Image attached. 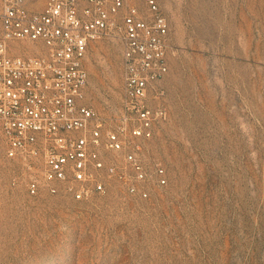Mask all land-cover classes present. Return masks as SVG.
I'll list each match as a JSON object with an SVG mask.
<instances>
[{"label":"rangeland","instance_id":"374dc122","mask_svg":"<svg viewBox=\"0 0 264 264\" xmlns=\"http://www.w3.org/2000/svg\"><path fill=\"white\" fill-rule=\"evenodd\" d=\"M157 2L171 48L168 119L139 153L149 197L106 171L105 190L88 200L64 189L32 196L41 170L6 156L0 127V264H264V0ZM86 68L87 104L114 128L119 42H94ZM100 150L107 165H126L123 152Z\"/></svg>","mask_w":264,"mask_h":264},{"label":"built area","instance_id":"2783aa9c","mask_svg":"<svg viewBox=\"0 0 264 264\" xmlns=\"http://www.w3.org/2000/svg\"><path fill=\"white\" fill-rule=\"evenodd\" d=\"M0 0V127L9 159L40 168L28 193L76 201L105 190L106 171L146 199L149 178L139 156L145 141L168 119L164 80L168 74L170 26L157 0L145 9L125 0ZM116 39L121 48L122 99L116 126L104 129L87 104L91 45ZM101 147L123 152L126 165L106 164ZM159 185L164 170L156 166Z\"/></svg>","mask_w":264,"mask_h":264},{"label":"crops","instance_id":"0c3cea01","mask_svg":"<svg viewBox=\"0 0 264 264\" xmlns=\"http://www.w3.org/2000/svg\"><path fill=\"white\" fill-rule=\"evenodd\" d=\"M44 3H45V2H43V4H42L37 10L42 9V7H44Z\"/></svg>","mask_w":264,"mask_h":264}]
</instances>
